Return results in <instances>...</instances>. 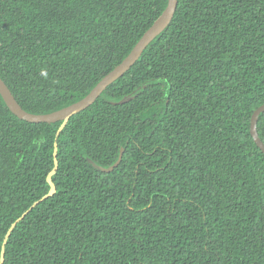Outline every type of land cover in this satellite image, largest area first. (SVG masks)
<instances>
[{
  "label": "trees",
  "instance_id": "obj_1",
  "mask_svg": "<svg viewBox=\"0 0 264 264\" xmlns=\"http://www.w3.org/2000/svg\"><path fill=\"white\" fill-rule=\"evenodd\" d=\"M167 1L0 0V79L29 114L66 108ZM263 104L264 0H178L58 136L62 123L20 120L0 96L3 264H264V155L250 136ZM257 133L264 144V113ZM55 146L56 192L41 202ZM121 149L111 173L89 163L109 168Z\"/></svg>",
  "mask_w": 264,
  "mask_h": 264
},
{
  "label": "water",
  "instance_id": "obj_2",
  "mask_svg": "<svg viewBox=\"0 0 264 264\" xmlns=\"http://www.w3.org/2000/svg\"><path fill=\"white\" fill-rule=\"evenodd\" d=\"M178 0H168L167 1V6L163 13L160 15V17L152 24V26L144 33V35L141 37V39L137 42V44L134 46L132 51L129 53V55L116 67L111 71L108 75H106L91 91L90 93L83 98L82 100L66 107L61 110H58L56 112L50 113V114H44V115H34V114H29L25 112L24 110L21 109V107L17 104L15 101L14 97L12 96L11 92L7 88V86L4 84V82L0 79V96L6 106L9 108L11 113L15 115L18 119L23 120L25 122L31 123V124H54V123H62L59 131L57 133V136L59 133L62 131V129L66 126L67 122L69 119L90 106H92L96 100L100 97V95L111 85L113 84L116 80L121 78L130 68L139 60L140 56L142 53L146 50V48L169 26L171 23L176 8H177ZM131 98H126L123 101H120L119 103H123L125 101L130 100ZM264 113V104L258 107L252 114L251 116V121H250V136L257 146V148L262 152L264 155V144L260 140L258 133H257V123H258V118L261 114ZM124 150H120L119 158L117 162L109 167V168H103L97 165H93V167L103 173H111L115 168H117L122 160ZM56 157H57V150L55 146L54 150V164H55V169L49 174L47 177V183L50 187V190L46 196H44L40 201H44L47 198H51L55 192L56 189L51 181V176L55 173L56 167H57V162H56ZM39 203V202H38ZM36 203L35 205H37ZM32 209V208H31ZM30 209V210H31ZM30 210L28 212H30ZM27 212V213H28ZM25 214L11 227L9 230L6 238L9 237L10 232L15 228L16 224L24 218ZM4 246L3 244L2 250H1V255H0V264L4 263Z\"/></svg>",
  "mask_w": 264,
  "mask_h": 264
}]
</instances>
